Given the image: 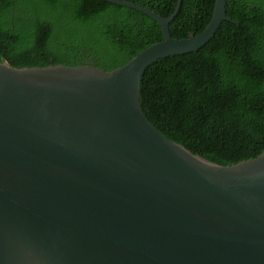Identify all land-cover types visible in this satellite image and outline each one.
<instances>
[{
    "label": "water",
    "instance_id": "obj_1",
    "mask_svg": "<svg viewBox=\"0 0 264 264\" xmlns=\"http://www.w3.org/2000/svg\"><path fill=\"white\" fill-rule=\"evenodd\" d=\"M125 65L0 63V264H264V153L231 166L192 154L145 117L140 85L158 61L198 52L227 17L215 0L197 35Z\"/></svg>",
    "mask_w": 264,
    "mask_h": 264
},
{
    "label": "trees",
    "instance_id": "obj_2",
    "mask_svg": "<svg viewBox=\"0 0 264 264\" xmlns=\"http://www.w3.org/2000/svg\"><path fill=\"white\" fill-rule=\"evenodd\" d=\"M162 17L177 0H121ZM215 0H183L173 39L199 34ZM215 37L195 53L148 68L140 104L161 134L220 166L264 153V0H227ZM162 41L145 15L103 0H0V63L14 68L93 65L111 71Z\"/></svg>",
    "mask_w": 264,
    "mask_h": 264
}]
</instances>
